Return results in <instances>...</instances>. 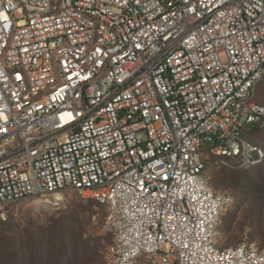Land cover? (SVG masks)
I'll return each mask as SVG.
<instances>
[{"label": "built area", "instance_id": "built-area-1", "mask_svg": "<svg viewBox=\"0 0 264 264\" xmlns=\"http://www.w3.org/2000/svg\"><path fill=\"white\" fill-rule=\"evenodd\" d=\"M263 81L264 0H0V218L74 192L108 264H264L204 175L264 160Z\"/></svg>", "mask_w": 264, "mask_h": 264}, {"label": "trees", "instance_id": "trees-1", "mask_svg": "<svg viewBox=\"0 0 264 264\" xmlns=\"http://www.w3.org/2000/svg\"><path fill=\"white\" fill-rule=\"evenodd\" d=\"M259 97L262 99L263 96L258 95ZM251 128L263 130L262 136L257 139L261 144L254 142L263 146L264 122H259ZM222 178L239 195L238 202L242 203L245 198L247 199V193L254 195V204L257 205L258 210L251 213L245 222L253 227L251 238L260 236L264 241V226L260 225L264 221V160L249 168L229 169L225 167ZM70 210L71 213L68 216L60 215V219L56 221V225L51 230L46 231L31 224L26 235L20 233L18 226H13L11 218L4 220L3 223L7 229L2 230L3 237H0V264H89L93 243L86 234L79 209L72 208ZM260 217H262V221L257 223L255 220ZM9 228L12 231L5 235ZM236 235L230 237L237 238ZM263 241L262 247H264ZM69 247H72V250ZM82 258L83 260H81Z\"/></svg>", "mask_w": 264, "mask_h": 264}, {"label": "rangeland", "instance_id": "rangeland-1", "mask_svg": "<svg viewBox=\"0 0 264 264\" xmlns=\"http://www.w3.org/2000/svg\"><path fill=\"white\" fill-rule=\"evenodd\" d=\"M259 92L257 94V99L264 103V83L260 84ZM258 95H261V97L263 96L262 99L260 97L259 99ZM262 131L261 129H252L248 127L242 129V136L250 142L261 144L257 139L262 136ZM216 160L217 158L206 159L207 168L204 175L207 176L210 186L215 192L230 193L234 197V204H232L222 216V223L219 227L221 230L219 239L220 245L223 247L236 246L244 240H251L257 242L261 246L263 239L261 240L260 236H256L254 239L251 238L253 227L245 222L251 213L258 210L257 205L254 204V195H249L247 193V199L245 198L242 203L241 201L238 202L237 198L239 195L235 192L234 188L222 178L225 167L216 163ZM72 208L79 209L80 218L84 222L86 234L93 243V245H91L92 257L88 263L108 264L105 258V250L110 242V236L104 228V220L107 214L106 204H100L96 201L92 202V200L87 201L76 196L74 192H69L65 194V199L62 201L61 208L46 204L41 199H28L16 204L7 205L6 209L8 211L6 217L8 219L11 218L13 226H18L20 233L26 235L27 229L31 224H35L46 231L51 230L52 227L56 225V221L60 219V215L68 216ZM255 221L260 223L262 217ZM3 222L4 219L0 218V237H3L2 230L7 229ZM260 225L264 226V221L261 222ZM10 231H12L11 228L5 232V235H8ZM234 234H237V238L230 237ZM69 248L72 250V247ZM83 258L81 260H83Z\"/></svg>", "mask_w": 264, "mask_h": 264}, {"label": "clouds", "instance_id": "clouds-1", "mask_svg": "<svg viewBox=\"0 0 264 264\" xmlns=\"http://www.w3.org/2000/svg\"><path fill=\"white\" fill-rule=\"evenodd\" d=\"M260 146H261V145H260ZM262 147H263V146H262ZM224 167H225V166H224ZM229 169H230V168H229ZM229 194H230V193H229ZM231 195H232V194H231ZM232 196H233V195H232ZM228 209H229V208H228ZM223 215H224V213H223ZM223 215H222V216H223ZM222 216H221V218H222Z\"/></svg>", "mask_w": 264, "mask_h": 264}, {"label": "bare ground", "instance_id": "bare-ground-1", "mask_svg": "<svg viewBox=\"0 0 264 264\" xmlns=\"http://www.w3.org/2000/svg\"><path fill=\"white\" fill-rule=\"evenodd\" d=\"M57 196H59V197H62V195H61V194H58Z\"/></svg>", "mask_w": 264, "mask_h": 264}]
</instances>
